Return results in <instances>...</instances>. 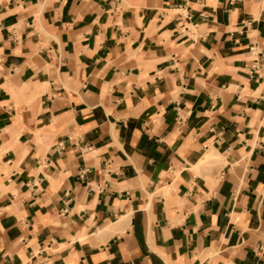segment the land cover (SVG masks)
I'll return each instance as SVG.
<instances>
[{"label": "crops", "instance_id": "obj_1", "mask_svg": "<svg viewBox=\"0 0 264 264\" xmlns=\"http://www.w3.org/2000/svg\"><path fill=\"white\" fill-rule=\"evenodd\" d=\"M0 264H264V0H0Z\"/></svg>", "mask_w": 264, "mask_h": 264}, {"label": "rangeland", "instance_id": "obj_2", "mask_svg": "<svg viewBox=\"0 0 264 264\" xmlns=\"http://www.w3.org/2000/svg\"><path fill=\"white\" fill-rule=\"evenodd\" d=\"M208 157H210V156H208Z\"/></svg>", "mask_w": 264, "mask_h": 264}]
</instances>
